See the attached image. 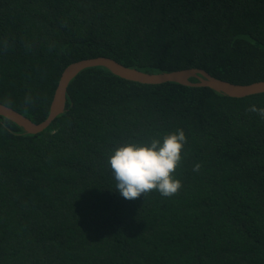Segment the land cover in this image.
<instances>
[{
	"label": "trees",
	"instance_id": "trees-1",
	"mask_svg": "<svg viewBox=\"0 0 264 264\" xmlns=\"http://www.w3.org/2000/svg\"><path fill=\"white\" fill-rule=\"evenodd\" d=\"M97 56L264 80V0H0V103L42 122L63 70ZM253 105L264 108V92L93 66L45 130L0 116V264H264V116ZM178 130L179 192L123 198L114 150Z\"/></svg>",
	"mask_w": 264,
	"mask_h": 264
},
{
	"label": "clouds",
	"instance_id": "clouds-1",
	"mask_svg": "<svg viewBox=\"0 0 264 264\" xmlns=\"http://www.w3.org/2000/svg\"><path fill=\"white\" fill-rule=\"evenodd\" d=\"M264 116V108L249 109ZM187 142L183 130L165 135L163 142L153 138L150 144L129 143L114 150L108 164L116 180V188L123 198L134 200L141 195L158 191L162 196L176 195L182 187L173 178L181 162V151ZM197 164L194 171L200 169Z\"/></svg>",
	"mask_w": 264,
	"mask_h": 264
},
{
	"label": "water",
	"instance_id": "water-1",
	"mask_svg": "<svg viewBox=\"0 0 264 264\" xmlns=\"http://www.w3.org/2000/svg\"><path fill=\"white\" fill-rule=\"evenodd\" d=\"M93 66L107 67L114 74L123 78L149 84H159L168 81L179 82L189 86H208L216 91L233 97H244L264 92V80L249 84L234 83L217 78L207 70L198 67L177 69L168 72H145L135 67L126 66L118 60L108 56L85 58L69 64L62 72L56 88L48 117L42 122H34L17 109L0 103V116L9 118L22 126L28 133H39L45 130L55 119L63 113L67 105V91L69 83L83 69ZM197 78L193 81L192 78Z\"/></svg>",
	"mask_w": 264,
	"mask_h": 264
}]
</instances>
